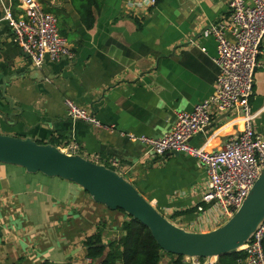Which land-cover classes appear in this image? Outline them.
<instances>
[{"label":"crops","instance_id":"crops-1","mask_svg":"<svg viewBox=\"0 0 264 264\" xmlns=\"http://www.w3.org/2000/svg\"><path fill=\"white\" fill-rule=\"evenodd\" d=\"M43 1L38 2L46 12H56L75 58L35 67L11 42L2 20L6 7L20 14L19 0L16 6L0 0V85L10 79L7 95L22 110L21 115L12 111L0 96V112L18 115L7 124L0 117V133L56 148L75 142L80 156L115 169L175 226L191 233L223 226L215 224L213 213L197 211L206 174L196 159L153 158L132 137H162L178 113L192 112L213 95L217 44L207 31L212 24L229 23V0H87L91 28L80 13L82 2ZM257 60L251 109L258 113L254 128L264 136V40ZM66 101L105 128L71 119ZM242 130L235 111L212 110L210 125L190 144L216 151ZM128 220L76 184L0 164V264H101L102 259L88 257L84 242L100 232L108 251ZM175 260L164 253L160 264Z\"/></svg>","mask_w":264,"mask_h":264},{"label":"built area","instance_id":"built-area-1","mask_svg":"<svg viewBox=\"0 0 264 264\" xmlns=\"http://www.w3.org/2000/svg\"><path fill=\"white\" fill-rule=\"evenodd\" d=\"M229 7V23L212 24L207 31L217 44L215 62L219 74L213 95L196 104L192 112L178 113L172 129L162 137H132L144 144L153 158L186 154L199 162L205 170L206 185L197 211L213 213L217 225L226 224L240 210L264 169V136L254 128L258 113L251 109L255 71L259 66L257 58L264 40V0H229ZM17 8L18 16L6 7L2 20L12 32L11 42L29 56L35 67L40 68L45 62L74 60L75 54L60 34L55 15L46 12L37 0H19ZM66 109L74 121L104 127L94 115L72 101H66ZM212 110L235 111L243 122L242 132L216 151L191 146L190 141L210 125ZM58 149L69 155H79L80 151L75 142ZM110 164L118 167L116 161ZM263 243L264 222L241 249L245 258L239 264H264ZM185 259L189 264L218 261L217 258Z\"/></svg>","mask_w":264,"mask_h":264},{"label":"water","instance_id":"water-1","mask_svg":"<svg viewBox=\"0 0 264 264\" xmlns=\"http://www.w3.org/2000/svg\"><path fill=\"white\" fill-rule=\"evenodd\" d=\"M27 55V54H26ZM29 58V56L27 55ZM44 68V66H42ZM256 72V71H255ZM10 79L0 85V96L12 111L22 114L7 95ZM17 114L0 112L7 123ZM177 155V154H175ZM0 164L19 166L31 174L60 178L86 191L110 210H121L147 227L161 250L184 258L212 259L240 252L264 222V169L240 210L226 224L209 233L187 232L166 219L154 203L118 172L82 156L69 155L49 144L0 133Z\"/></svg>","mask_w":264,"mask_h":264},{"label":"trees","instance_id":"trees-1","mask_svg":"<svg viewBox=\"0 0 264 264\" xmlns=\"http://www.w3.org/2000/svg\"><path fill=\"white\" fill-rule=\"evenodd\" d=\"M44 4L43 0H38ZM82 2L80 13L83 15V21L88 28H91L94 18L91 9L87 7L91 4L87 0H76ZM14 6L18 0H13ZM121 211V210H119ZM123 212V211H121ZM124 213V212H123ZM129 217V216H128ZM123 236L110 244L107 251L103 246L101 233L86 239L84 246L87 249L88 257L92 260H101V264H160L164 252L161 250L150 230L142 223L129 217V220L123 226ZM264 247V243H263ZM107 251V253H106ZM173 264H185V259L181 256H174ZM245 258L243 252H233L218 258L217 264H239L240 260ZM49 264V263H44Z\"/></svg>","mask_w":264,"mask_h":264},{"label":"rangeland","instance_id":"rangeland-1","mask_svg":"<svg viewBox=\"0 0 264 264\" xmlns=\"http://www.w3.org/2000/svg\"><path fill=\"white\" fill-rule=\"evenodd\" d=\"M50 12L51 13H53L57 18H58V16H57V14H56V12L55 11H53V10H50ZM113 171H116L115 169H112Z\"/></svg>","mask_w":264,"mask_h":264}]
</instances>
